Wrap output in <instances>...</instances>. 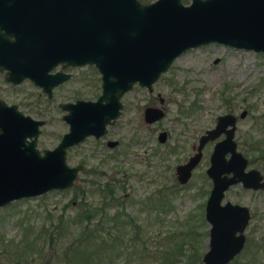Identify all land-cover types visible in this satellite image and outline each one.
Instances as JSON below:
<instances>
[{"label": "water", "instance_id": "obj_1", "mask_svg": "<svg viewBox=\"0 0 264 264\" xmlns=\"http://www.w3.org/2000/svg\"><path fill=\"white\" fill-rule=\"evenodd\" d=\"M209 42L264 54V0H0V71L6 81L29 79L51 97L53 87L71 75L51 72L57 65H93L101 73L96 99L59 104L68 130L53 148L42 151L37 139L45 119L0 97V207L72 187L83 164L69 165L67 149L87 136H102L121 113L122 95L136 82L151 92L177 56ZM163 116L160 106L144 108L146 122ZM236 121L232 112L219 114L200 135L197 151L175 169L178 182L186 183L204 144L223 134L206 168L212 186L204 216L211 228L202 264H226L244 241L249 210L224 200L225 191L238 183L264 187L259 168H247L248 160L237 148ZM165 136L161 131L159 140Z\"/></svg>", "mask_w": 264, "mask_h": 264}, {"label": "rangeland", "instance_id": "obj_2", "mask_svg": "<svg viewBox=\"0 0 264 264\" xmlns=\"http://www.w3.org/2000/svg\"><path fill=\"white\" fill-rule=\"evenodd\" d=\"M181 1L188 4L191 0ZM94 69L92 65L67 68L72 77L55 87L51 98L27 79L16 85L5 81L4 72L0 71V97L7 103H16L20 110L34 118L45 119L37 146L41 151L53 148L68 130V124L62 119L63 110L58 104L76 98L95 99L101 92L99 73ZM160 99H163L161 106L165 116L154 123H146L143 117L145 106L153 102L159 105ZM121 101V113L113 124L107 126L106 134L99 138L89 136L70 147L66 160L69 165L83 163L84 167L74 184L84 187L86 194L96 188L92 180H112L122 193L130 196L126 211L138 216L141 224H145L146 219L152 220L153 226L144 236L147 245L140 247L139 251L144 255L152 252L156 256L154 259L160 263L164 253H177L178 243L183 241L180 240L184 237L183 233L177 235L176 230L209 227L204 216L210 189L205 170L212 143L204 148L203 157L192 177L182 185L176 181L175 166L190 152L188 142L196 141L205 129L212 127L219 114L232 112L238 115L244 109L247 115L237 122L235 132L239 149L242 152L247 150L248 156L252 157L257 150L255 153L251 150L250 140L263 142L264 54L219 42L201 44L177 56L155 82L151 93L146 87L134 85ZM163 129L168 131V139L160 143L157 135ZM108 139H117L118 144L110 147L106 144ZM244 139H247L246 144ZM171 147H176V151L171 152ZM262 164L263 161L255 160L249 165L263 171ZM124 187L126 192L122 191ZM158 188L170 194V201L167 206L163 202L160 217H154L153 212L148 213L145 198ZM73 195L72 187L52 189L0 207V239L18 242V248H22L24 244L20 243L24 237H35L45 244L44 252H47L49 234H61L65 239L70 236L72 227L69 220L76 209V203L71 202ZM163 197L168 198L167 195ZM224 200L246 204L253 210L255 215L247 232H253L263 242L264 189L251 191L240 184L233 185L225 191ZM170 229L176 233L173 238L168 237ZM206 239L207 236L203 240L205 243ZM186 248L184 243L182 252ZM61 250L62 247H59V253ZM248 260V255H238L228 264H243L246 261L249 264H264V248L255 263ZM101 264L155 262H146V259L136 262L131 258L128 261L127 257L120 256Z\"/></svg>", "mask_w": 264, "mask_h": 264}, {"label": "trees", "instance_id": "obj_3", "mask_svg": "<svg viewBox=\"0 0 264 264\" xmlns=\"http://www.w3.org/2000/svg\"><path fill=\"white\" fill-rule=\"evenodd\" d=\"M255 143L250 140L251 150L254 153L257 150V154L252 157L260 156L264 172V139L263 142ZM92 182L96 184V188L87 194L84 187L78 184L72 186L74 195L71 202L76 203V209L69 220V226L72 227L69 238L65 239L61 234H49L47 252H44L45 244L35 237H24L20 243L24 244L22 248H18V242H4V239H0V264H101L120 256L127 257L128 261L130 258L136 262H144L146 259V262L154 261L155 264H202L206 227L199 228L200 230L193 227L176 230L177 235L182 232L186 238L180 239L183 241L178 243L177 253H164L163 261L159 263L152 252L147 251L149 254L144 255L139 251L140 247L147 245L144 236L153 226L152 220L146 219V223L141 224L138 216L126 211L130 196L122 193L112 180ZM122 191L126 192L125 187ZM169 195L167 191L161 192L160 188L148 194L145 198L148 213L153 212L154 217H160L163 202L167 206L170 201ZM201 220L204 222L203 216ZM168 233L169 238L175 237L176 233L172 229ZM184 243L187 248L182 252ZM59 247H62L60 253Z\"/></svg>", "mask_w": 264, "mask_h": 264}, {"label": "flooded vegetation", "instance_id": "obj_4", "mask_svg": "<svg viewBox=\"0 0 264 264\" xmlns=\"http://www.w3.org/2000/svg\"><path fill=\"white\" fill-rule=\"evenodd\" d=\"M171 65V64H170ZM59 66V68H57L56 69V67H58ZM81 66H85V65H81ZM93 66V65H92ZM55 68H53L52 70H51V72H54V71H56V70H63V71H66V72H69L71 75H70V77L68 78V79H66V80H64L63 82H61L60 84H62V83H64V82H66L67 80H69L71 77H72V72L71 71H68L67 70V68H76V67H79V66H75V65H68V66H66V67H62L61 65H57ZM94 67V66H93ZM170 67V66H169ZM168 67V68H169ZM95 68V67H94ZM96 72H98L99 73V77H98V79H99V81H100V88H101V73L95 68L94 69ZM168 70V69H167ZM166 70V71H167ZM165 71V72H166ZM3 72V71H2ZM164 73V72H163ZM161 76V75H160ZM5 79V78H4ZM159 79V78H158ZM157 79V80H158ZM24 80H26V79H23L22 81H24ZM27 80H29V79H27ZM156 80V81H157ZM6 81V80H5ZM21 81V82H22ZM30 81V80H29ZM155 81V82H156ZM8 82V81H7ZM21 82H19V83H16V84H20ZM31 82V81H30ZM155 82L153 83V85L155 84ZM9 83H11V82H9ZM11 84H13V83H11ZM16 84H14V85H16ZM60 84H58V85H60ZM35 85V84H34ZM58 85H56L55 87H57ZM134 85H138V82H136ZM133 85V86H134ZM35 86H37V85H35ZM37 87H39V86H37ZM55 87H53V90H54V88ZM40 89H41V87H39ZM42 90V89H41ZM42 92H44L43 90H42ZM149 92V91H148ZM152 92V91H151ZM151 92H149V93H151ZM45 94H46V96L48 97V98H51L52 96H53V92H52V96L51 97H49L48 95H47V93L46 92H44ZM99 95V94H98ZM124 95V94H123ZM122 95V96H123ZM97 98V97H96ZM95 98V99H96ZM122 98V97H121ZM3 99V98H2ZM76 99H79V98H76ZM75 99V100H76ZM4 100V99H3ZM162 101H163V99H160V104L159 105H156V104H154V102L152 103V104H147L146 106H149V105H151V106H160V107H162L161 106V104H162ZM63 102H65V101H63ZM61 103V102H60ZM59 103V104H60ZM10 104V103H9ZM16 104V103H15ZM59 104H58V106H59ZM18 106V105H17ZM145 106V107H146ZM19 108V107H18ZM59 108H60V106H59ZM123 108V107H122ZM163 108V107H162ZM61 109V108H60ZM62 110V109H61ZM164 110V109H163ZM144 112V111H143ZM25 113V112H24ZM65 113V110H63V114ZM27 114V113H26ZM62 114V115H63ZM247 115V112H246V114L244 115V116H239V114L237 115V121H236V128H237V122L241 119V118H244L245 116ZM164 116H165V110H164ZM163 116V117H164ZM143 117H144V113H143ZM162 117V118H163ZM63 119V118H62ZM161 119V118H160ZM217 119V118H216ZM64 120V119H63ZM145 120V119H144ZM159 120V119H158ZM158 120H156V121H158ZM65 121V120H64ZM156 121H154V122H156ZM115 122V121H114ZM146 122V121H145ZM154 122H151V123H154ZM45 123H46V120H45ZM44 123V124H45ZM146 123H148V124H151V123H149V122H146ZM109 124H107V126H108ZM42 126V125H41ZM41 126H40V130H41ZM161 131H165L166 132V136H165V139H164V141H160L159 140V133L161 132ZM205 131V130H204ZM66 132V131H65ZM107 132V131H106ZM106 132L104 133V134H106ZM235 132H236V130H235ZM40 134V133H39ZM103 134V135H104ZM202 134V133H201ZM200 134V135H201ZM63 135V134H62ZM102 135V136H103ZM200 135L198 136V138H197V140L196 141H191V142H188V147H190V152L187 154V156L181 161V162H179L178 164H180V163H183V162H185L192 154H194L196 151H197V145H198V139H199V137H200ZM39 136V135H38ZM91 136H93V135H91ZM102 136H100V137H102ZM62 137V136H61ZM87 137H89V136H87ZM86 137V138H87ZM94 138H96L95 136H93ZM223 137V134H221L220 136H218L216 139H213V140H208L205 144H204V146H203V148H202V157H203V152H204V148L209 144V143H212V149H213V146H214V143L218 140V139H220V138H222ZM99 138V137H98ZM157 139H158V141L160 142V143H164V142H166L167 141V139H168V131L167 130H165V129H163V130H160L159 132H158V135H157ZM236 139V138H235ZM38 140V139H37ZM85 140V139H84ZM109 140H117V139H108L107 141H106V144L108 145V141ZM237 140V139H236ZM246 141H247V139L245 140L244 139V144H246ZM82 142V141H81ZM80 142V143H81ZM79 144V143H78ZM118 144V140H117V143L114 145V146H116ZM73 146H75V145H73ZM108 146H110V145H108ZM114 146H110V147H114ZM72 147V146H71ZM70 148V147H69ZM68 148V149H69ZM237 148H238V150H240L239 149V147H238V142H237ZM68 149H67V151H68ZM212 149H211V151H210V154H211V152H212ZM174 151H176V147H171V152H174ZM241 151V150H240ZM242 152V151H241ZM247 152V150H245V152H242L244 155H245V157L247 158V160H248V164H247V168H250V167H255V166H250L249 164L250 163H255V160H260L261 158H260V156L258 155V156H256V157H251V156H248V154L246 153ZM210 154H209V158H210ZM228 155V154H227ZM66 157H67V154H66ZM202 157H201V159H202ZM201 161V160H200ZM200 163V162H199ZM198 163V164H199ZM83 164V163H82ZM177 164V165H178ZM176 165V166H177ZM209 165V164H208ZM176 166H175V169H176ZM83 167H84V165H83ZM83 167H82V169H83ZM197 167V166H196ZM195 167V168H196ZM194 168V169H195ZM207 168V167H206ZM256 168H258V167H256ZM81 169V170H82ZM194 169H193V171H194ZM80 170V171H81ZM259 170L261 171V173L263 174V179H264V172L259 168ZM193 171H192V174H193ZM206 171V170H205ZM206 175H207V173H206ZM175 177H176V181L178 182V180H177V176H176V172H175ZM191 177H192V175H191ZM190 177V178H191ZM207 177H208V175H207ZM190 178H189V180H190ZM208 179H209V182H210V189H211V186H212V181H211V179L208 177ZM188 180V181H189ZM187 181V182H188ZM186 182V183H187ZM179 184H186V183H180V182H178ZM238 184H240V183H238ZM233 185H237V184H233ZM233 185H231V186H233ZM241 186H242V184H240ZM230 186V187H231ZM242 188H244V189H246V190H251V191H260V190H263L264 189V187L263 188H247V187H244V186H242ZM210 189L208 190L209 192H210ZM209 192H208V194H209ZM237 203V202H236ZM239 204H242V203H239ZM242 205H245V206H247V208H248V210H249V218H248V222H247V224L245 225V227H244V229H243V234H244V241H243V244H242V246H241V248H240V250L226 263V264H228L231 260H233L235 257H237L238 255H240V256H244V255H248V261H252V262H254L255 263V261H257V259L259 258V254H260V251H261V249L262 248H264V240H263V242H261V239H259V238H256V236H254V233L252 232V233H248L247 232V229H248V227H249V225L251 224V220H252V218H254V212H253V210L248 206V205H246V204H242ZM205 208V207H204ZM208 224H209V227H208V229H207V239H206V247H205V249H204V252L207 250V248H209V244H208V240H209V238H210V228H211V224L208 222ZM236 233H239V231H237ZM204 252H203V254H204ZM203 256V255H202ZM247 263V261L246 262H244L243 264H246ZM250 263V262H249ZM249 263H247V264H249Z\"/></svg>", "mask_w": 264, "mask_h": 264}]
</instances>
